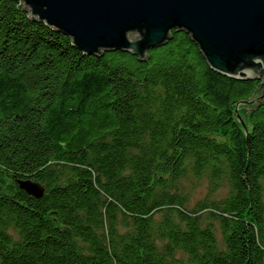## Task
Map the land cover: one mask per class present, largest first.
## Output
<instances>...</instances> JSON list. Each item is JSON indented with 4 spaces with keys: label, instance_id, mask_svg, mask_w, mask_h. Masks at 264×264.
<instances>
[{
    "label": "trees",
    "instance_id": "1",
    "mask_svg": "<svg viewBox=\"0 0 264 264\" xmlns=\"http://www.w3.org/2000/svg\"><path fill=\"white\" fill-rule=\"evenodd\" d=\"M18 1L0 0V264H264V99L237 105L262 81L184 30L146 61L85 55Z\"/></svg>",
    "mask_w": 264,
    "mask_h": 264
},
{
    "label": "water",
    "instance_id": "2",
    "mask_svg": "<svg viewBox=\"0 0 264 264\" xmlns=\"http://www.w3.org/2000/svg\"><path fill=\"white\" fill-rule=\"evenodd\" d=\"M19 1L17 7L30 19L62 31L85 55L119 50L146 61L150 49L171 39L172 30H184L215 71L262 81L250 99L237 105L252 106L244 108L252 111L264 99V0ZM237 105L234 114L247 146ZM19 186L34 197L43 195L38 183L20 180Z\"/></svg>",
    "mask_w": 264,
    "mask_h": 264
},
{
    "label": "rangeland",
    "instance_id": "3",
    "mask_svg": "<svg viewBox=\"0 0 264 264\" xmlns=\"http://www.w3.org/2000/svg\"><path fill=\"white\" fill-rule=\"evenodd\" d=\"M205 188H206V186L203 183V185H201V187L196 190L195 195H194L190 204L195 203L197 200H199L200 198H202L205 195Z\"/></svg>",
    "mask_w": 264,
    "mask_h": 264
}]
</instances>
